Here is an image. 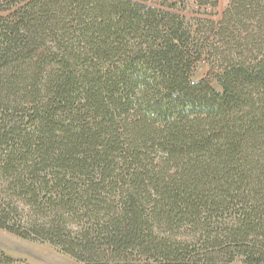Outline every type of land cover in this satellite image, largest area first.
<instances>
[{"label": "trees", "instance_id": "1", "mask_svg": "<svg viewBox=\"0 0 264 264\" xmlns=\"http://www.w3.org/2000/svg\"><path fill=\"white\" fill-rule=\"evenodd\" d=\"M0 12L1 229L84 264H264V0Z\"/></svg>", "mask_w": 264, "mask_h": 264}, {"label": "rangeland", "instance_id": "2", "mask_svg": "<svg viewBox=\"0 0 264 264\" xmlns=\"http://www.w3.org/2000/svg\"><path fill=\"white\" fill-rule=\"evenodd\" d=\"M5 1L0 0V3ZM201 1L204 0H150V4L183 15L188 22H193L195 18L199 17L218 21L232 0H217L216 7L202 5ZM207 1L214 2L215 0ZM2 14L5 13L0 12V15ZM207 67V64L203 65L198 72V77L206 76ZM0 248L7 254L26 260L30 264H84L48 243L26 240L1 228Z\"/></svg>", "mask_w": 264, "mask_h": 264}]
</instances>
